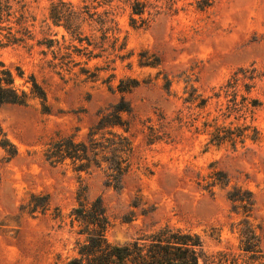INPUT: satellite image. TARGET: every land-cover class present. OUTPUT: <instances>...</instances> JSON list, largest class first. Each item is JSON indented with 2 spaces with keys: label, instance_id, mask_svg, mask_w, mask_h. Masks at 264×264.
<instances>
[{
  "label": "rangeland",
  "instance_id": "rangeland-1",
  "mask_svg": "<svg viewBox=\"0 0 264 264\" xmlns=\"http://www.w3.org/2000/svg\"><path fill=\"white\" fill-rule=\"evenodd\" d=\"M22 1L33 17L28 26L34 39L10 44L0 37V63L20 90L30 93L34 77L47 94L49 111L34 96L26 107L0 110L1 125L18 149L7 162L0 148V264H60L75 255L78 236L69 214L81 184L71 168L51 166L44 150L76 132L83 141L100 112L122 96L134 109L133 165L124 189L106 187L101 171L82 174L90 198L102 197L107 207L108 239L124 246L170 225L199 235L206 254L240 255L242 217L227 197L238 186L256 198L252 221L264 249V0H214L205 10L197 0H62L77 9L94 2L115 19L117 45L104 43L99 24L94 22V32L85 26L98 56L91 59L76 50L88 48L86 41L80 44L50 19L51 4L59 0ZM49 40L61 50L39 45ZM83 68L94 77L81 74ZM240 69L255 70L257 79L228 88ZM133 80L137 88L118 92L121 81L129 86ZM248 84L254 85L251 92ZM253 100L259 105L253 107ZM243 104L249 107L246 120L238 112ZM245 122L259 130L258 141L236 147L210 143L215 127L236 129ZM151 128L166 139L151 144ZM216 171L227 173L231 184L208 191ZM31 193L51 196L46 215L20 214ZM55 208L63 219L55 217Z\"/></svg>",
  "mask_w": 264,
  "mask_h": 264
},
{
  "label": "trees",
  "instance_id": "trees-1",
  "mask_svg": "<svg viewBox=\"0 0 264 264\" xmlns=\"http://www.w3.org/2000/svg\"><path fill=\"white\" fill-rule=\"evenodd\" d=\"M214 0H197L200 10L210 8ZM99 5H86L77 9L71 3L59 0L52 2L50 19L55 26H63L74 40L82 44L87 42L88 48H76L78 55H86L89 59L94 56V39L92 36H84V28L88 26L94 32V22L102 28L104 43L113 40L118 44L116 22L111 13H100ZM95 10V12H94ZM33 19L30 16L26 4L22 0H0V37H4L8 43L15 44L34 39L28 23ZM17 28V31H14ZM22 31L28 35L19 36ZM48 49L56 47L61 50L60 43L56 40L39 42ZM89 47H93L89 50ZM103 48V46H100ZM124 49V44L117 48ZM103 51V50H102ZM105 52V50H104ZM57 55V52H53ZM125 56H121L124 59ZM72 62V61H71ZM80 64V63H79ZM78 63L76 65H79ZM3 68L0 71V110L4 106H22L29 104L30 96H34L42 103L43 110L48 112L47 94L43 87L31 77L30 93L20 90L16 86V80L11 70ZM71 72V71H70ZM84 73L90 77L94 74L83 68ZM23 74L21 73L20 76ZM242 76V77H241ZM255 70L240 69L234 73L228 83V88H236L241 80L254 82L257 79ZM132 84L125 86L120 82L118 92L125 94L137 88L140 83L133 80ZM248 91L254 85H247ZM226 95L229 90L226 89ZM247 98H245V102ZM244 102V103H245ZM253 107L259 105L258 100L252 101ZM249 107L245 104L238 112L240 118L247 119ZM134 109L130 101L122 96L119 102L102 110L99 119L89 128L83 141L77 140V132L66 137H60L47 145L44 150L45 160L53 167H68L77 174L81 184L77 192V205L69 214L70 227L75 231L78 240L75 244V255L60 264H264V249L258 227L253 223V214L256 207V198L253 192L243 187L234 186L228 192V200L232 204V211L241 216L238 224L240 234V251L242 254L220 252L206 254L203 250V241L197 234L165 225L158 230L134 240L124 246L112 243L108 239V230L111 226L107 207L102 197L91 199L88 187L84 185L82 174L92 175L95 171H101L105 177V186L117 191L124 189L125 179L132 171L134 155L133 126ZM208 127H215L208 125ZM78 131V130H77ZM150 143L166 139V135H160V131L151 128ZM210 143L222 146L231 143L234 147L245 144L247 140L256 142L260 138L259 130L252 124L245 122L236 129L215 127L210 133ZM0 148L10 162L18 155V149L9 139L0 122ZM212 182L208 184V191L221 185L229 187L231 179L227 173L216 171ZM1 180V173H0ZM52 209V198L49 194L31 193L29 199L20 206V214L33 219L46 215ZM55 217L63 219L62 212L55 208Z\"/></svg>",
  "mask_w": 264,
  "mask_h": 264
}]
</instances>
